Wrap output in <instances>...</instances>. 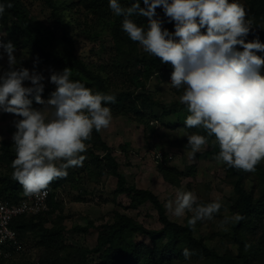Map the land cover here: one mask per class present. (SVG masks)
Here are the masks:
<instances>
[{
    "label": "clouds",
    "instance_id": "clouds-1",
    "mask_svg": "<svg viewBox=\"0 0 264 264\" xmlns=\"http://www.w3.org/2000/svg\"><path fill=\"white\" fill-rule=\"evenodd\" d=\"M143 4L137 0L125 6L109 0L108 6L123 18L121 27L130 40L171 66L169 84L183 89L179 102L189 113L185 127L206 133L186 135L189 158L204 151L212 137L219 147L214 157L218 163L254 172L264 162V57L257 55L264 52V43L258 38L246 42L254 20L244 4L238 0H143ZM13 6L0 3V16ZM158 7L169 23L174 22V32L156 18ZM137 16L148 18L146 27L137 24L133 19ZM0 50V60L6 56L8 65L0 66V112L20 118L13 121L12 179L26 197L41 200L51 182L66 178L69 168L82 166L93 130L100 132L112 122L111 109L104 105L114 104L116 97L72 80L66 67L49 69L47 79L55 91L45 100L46 77L36 70L39 58L29 70L17 67L13 42L0 38ZM33 101L42 107L34 108ZM165 207L176 218L191 213L187 224L195 231L198 222L213 219L223 205L219 200L201 203L194 192L177 189ZM244 219L240 214L226 215L221 226ZM181 254L187 261L193 253L185 248Z\"/></svg>",
    "mask_w": 264,
    "mask_h": 264
},
{
    "label": "trees",
    "instance_id": "trees-1",
    "mask_svg": "<svg viewBox=\"0 0 264 264\" xmlns=\"http://www.w3.org/2000/svg\"><path fill=\"white\" fill-rule=\"evenodd\" d=\"M83 2L84 6L95 5L99 8V14L102 17L108 16L106 9H109V0H78ZM244 6L248 11L250 19L254 20L253 27L246 38V42H251L256 38L264 43V0H243ZM44 4L54 15V19L62 27L63 39L70 44V50L67 55H60L53 52L47 40L43 39L38 22H34L28 14L27 6L22 0H0V3H12L11 9H5L0 16V27H4L7 37L4 40L13 41L16 45L19 41L23 46L32 50L33 54L43 62L52 63L60 68H70L76 74L71 76L72 80H79L88 85H95L97 90L105 94H112L116 97V102L122 110L113 108L114 104H107L112 114L127 115L126 103L138 107L137 113H142L141 109H152L155 106L163 105L158 100L152 99L147 93L137 92L133 89L113 90L111 89V80L108 74L110 70L107 65L94 66L92 62L86 60L83 54L77 52L76 45L72 36L69 34L70 22H67L64 13L56 11V5L53 0H43ZM121 4L130 6L137 0H120ZM141 7H144L143 0H140ZM110 10V9H109ZM156 18H162L168 22L164 15L162 7L156 9ZM100 17V18H102ZM114 20L113 42L114 50L117 56L112 61V65L119 67L117 57L123 52L129 53L134 57V62H130L125 67L126 70L141 64L142 68L132 74L131 78L138 86L145 87V82L156 72H171L170 65L162 64L159 58L140 53L138 43L130 40L128 35L122 30V17L110 16ZM138 25L145 26L148 23L146 17H133ZM1 38V37H0ZM238 50H243L239 48ZM257 55L264 57V52ZM144 67V70H143ZM144 75V81L140 77ZM188 129V128H187ZM194 134L206 135L203 129H188ZM210 140L214 138L210 137ZM87 150L82 153L85 156L82 166L69 168L66 178H58L49 185L50 195L48 198L49 209L38 217L27 218L25 216L17 217L11 223V226L17 231L19 240L25 238V234L30 230L36 231L39 242L44 249L37 262H16L18 255L11 259H5L0 255V264H254V258L264 253V185L257 194V188L247 187V176L249 172L229 168L226 169L233 176L235 197L231 208L235 214H240L245 219L239 223H230L222 227V236L226 237L227 242L231 244L224 251L220 252L215 247L208 245L206 239L197 235L199 222L196 224L195 231L189 229L186 218L185 222L172 220L167 209L153 190L140 188L135 184H127L125 176L120 171V165L114 154V147L108 145L102 136V132L93 130L91 140L86 142ZM0 154V196L8 197L12 202H18L24 195L22 186L12 179L11 163L15 158V151L12 137L1 142ZM215 156L219 152L218 145H215L208 151ZM156 153V152H155ZM166 153V152H165ZM171 160L164 159L157 162L159 172L163 178L173 186H181V173L176 167L170 165ZM262 181L264 182V163L258 166ZM88 174L89 181L95 177L104 174H112L117 179V193H125L130 199V206L138 208L147 202H150L158 213V218L162 227L159 229H148L142 223L133 217L116 212L111 221L101 225L97 244L94 247H78L66 254L61 253L65 246L62 241V233L65 228L62 225L63 216L57 218V222L52 227H46L44 216L52 213L58 208L56 194L61 189L68 186L79 185L81 192H87L89 189L81 183L83 172ZM39 220V221H38ZM80 230H86L84 227H77ZM137 234L147 236L150 241L144 240L135 242ZM255 234L256 241L252 242L249 235ZM60 242V244H57ZM248 245V247H245ZM189 249L193 254L189 260L185 261L181 254L183 249Z\"/></svg>",
    "mask_w": 264,
    "mask_h": 264
},
{
    "label": "rangeland",
    "instance_id": "rangeland-1",
    "mask_svg": "<svg viewBox=\"0 0 264 264\" xmlns=\"http://www.w3.org/2000/svg\"><path fill=\"white\" fill-rule=\"evenodd\" d=\"M22 2L27 6L31 19L39 23L43 39L47 40L50 49L60 55H67L70 44L63 39L62 27L54 19V15L43 0H22ZM53 2L56 5V11L64 13L66 21L71 24L69 34L72 36L77 52L83 54L86 60L92 62L94 66L107 65L110 70L108 76L112 82L111 89L142 91L164 105L155 106L152 109H141L142 114L136 112L139 110L137 106L126 103L130 116L112 114L113 119L110 126L104 129L105 134L110 136L112 142L116 139L114 154L127 184H135L140 188L153 190L159 195L164 205L169 199H174L177 189L194 192L201 203L219 200L223 205L220 212L211 220L199 222L200 228L196 230V233L204 237L209 246L215 247L220 252L224 251L226 247H230L231 244L227 242V238L221 237L223 234L221 221L224 216L235 214L231 208L235 197L233 176L224 164L218 163L214 159L215 156L209 154L208 151L215 146L214 140H210L208 147L197 153L194 159L189 158L186 135L194 133L184 125L189 113L186 107L179 102L183 89L177 90L169 84L171 72H156L145 82V87L138 86L131 76L139 68L141 69L142 65L137 64L125 72V67L130 62H134V57L131 54L123 52L117 57L121 66L112 65L117 54L114 50L112 37L114 20L110 16L113 17L114 14L111 10L106 9L108 16L102 17L99 14V8L95 5L88 8L82 1L79 3L78 0H53ZM238 2L244 4L243 0H238ZM158 19L163 22V27L174 32V22L169 23L164 22L162 18ZM0 37L2 39L7 37L4 27H0ZM4 41L7 42V40ZM11 42L13 41L11 40ZM15 46L17 67L22 66L32 70L37 57L32 50L23 46L21 41ZM137 50L140 53H145L140 46ZM0 66L7 69L6 56L0 60ZM49 69L63 70L59 66L39 59L36 70L42 72L46 77L42 94V98L45 100L50 98V94L55 91V85L47 79L50 76ZM71 71L72 75L76 74L73 70ZM261 74L264 75V68L261 69ZM140 79V81H144V75ZM25 86H30V82H25ZM85 86L98 91L95 85L85 84ZM33 107L41 108L42 106L33 101ZM113 108L115 111L122 110L117 104H114ZM16 119L20 118L0 112V148L1 142L10 139L16 131L13 126V121ZM159 149L173 155L170 165L176 167L181 173L180 187L168 183L159 172L154 159L155 152ZM258 166L254 172H249L246 183L248 188L255 186L256 193L260 194L264 182ZM83 173L80 181L89 191L81 192L79 185L61 189L56 194L58 208L42 218L45 219L46 227H52L57 222V217L63 216L62 225L65 230L61 239L65 246L60 250L62 254L82 246L94 247L98 241L101 225L111 221L116 212L133 217L148 229L162 227L158 213L150 202L133 208L130 206L127 194L117 193V179L112 174L97 175L93 181H89L87 172ZM167 213L172 220L178 222H185L186 218L191 216V213H187L183 218H176L168 210ZM77 227H84L86 230L82 231ZM249 237L252 242L256 241L255 234L249 235ZM39 239L36 231L27 232L23 239L24 250L18 254L15 261L17 263L37 262L44 249ZM143 240L147 243L150 241L145 235H136L135 242ZM254 264H264V253L254 258Z\"/></svg>",
    "mask_w": 264,
    "mask_h": 264
},
{
    "label": "built area",
    "instance_id": "built-area-1",
    "mask_svg": "<svg viewBox=\"0 0 264 264\" xmlns=\"http://www.w3.org/2000/svg\"><path fill=\"white\" fill-rule=\"evenodd\" d=\"M173 159V155L159 149L154 155L156 162L164 159ZM50 191L44 199L22 195L18 202H12L8 197L0 196V255L11 259L23 252V243L18 238L17 231L11 226L13 220L20 216L27 218L38 217L49 209L48 198Z\"/></svg>",
    "mask_w": 264,
    "mask_h": 264
},
{
    "label": "crops",
    "instance_id": "crops-1",
    "mask_svg": "<svg viewBox=\"0 0 264 264\" xmlns=\"http://www.w3.org/2000/svg\"><path fill=\"white\" fill-rule=\"evenodd\" d=\"M101 132H102V136H103L104 140L108 143V145H110L111 147L116 146V143H115L116 139L112 142L110 136H107V134H105L104 130H102Z\"/></svg>",
    "mask_w": 264,
    "mask_h": 264
}]
</instances>
